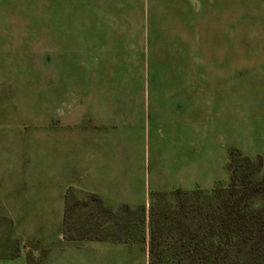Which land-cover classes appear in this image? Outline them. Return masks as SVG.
Listing matches in <instances>:
<instances>
[{"label":"rangeland","instance_id":"rangeland-1","mask_svg":"<svg viewBox=\"0 0 264 264\" xmlns=\"http://www.w3.org/2000/svg\"><path fill=\"white\" fill-rule=\"evenodd\" d=\"M122 1L127 8L136 7L137 0ZM115 2L0 0V184L40 193L45 188L55 192L65 182L63 225L56 229L66 249L74 239L75 252L69 257L65 250L61 264H147L152 229L157 242L182 238L184 243L189 236L180 233L184 225H192L196 212L205 217L206 206L215 201V187L228 186L230 159L252 184L264 180V0H209V30L219 32L210 34V44H222L209 56L224 63L209 68L214 100L207 147H196L190 139L184 107L173 115L163 110L158 123L152 117L146 126L144 142L129 148L145 161L149 193L144 204L107 208L90 193L68 186L67 176L79 155L67 142L73 132L81 142L91 132L87 98L99 91L100 79L106 78L111 92L150 91L159 64L168 59L162 38L138 34L134 21L129 35H95L103 28L113 33L124 27L111 18ZM158 2L162 0H145V7L157 8ZM177 55L182 59L184 53ZM114 109L111 117L119 122L120 108ZM114 130L113 141L124 139ZM116 150L120 148L112 149L113 158L118 160ZM202 157L207 168L201 181L186 188L192 184L190 162ZM258 160L261 169L250 174ZM176 189L186 195L176 197ZM74 198L78 200L72 202ZM234 209L239 228L233 248L236 264H264V193L247 197ZM258 212L262 218L254 217ZM27 214L32 219L26 225L34 232L32 244L26 242L30 263L41 264L45 213ZM56 214L49 212L50 224L56 225ZM104 238L112 242L99 241Z\"/></svg>","mask_w":264,"mask_h":264},{"label":"crops","instance_id":"crops-1","mask_svg":"<svg viewBox=\"0 0 264 264\" xmlns=\"http://www.w3.org/2000/svg\"><path fill=\"white\" fill-rule=\"evenodd\" d=\"M135 4L136 7L127 8L122 0H116L111 18L124 27L112 29L113 33L110 28H103L104 32L96 31L95 35H129L128 26L134 25L130 23L134 21L138 34L162 38V49L168 52V59L159 64L161 70L150 91L111 92L105 86L106 78L100 79L99 91L90 92L87 98L86 116L91 122V132L81 138L82 142L78 132H73L67 142V148L72 147V153L79 155L73 164L72 175L67 176L71 181L68 186L90 193L107 208L146 202L149 192L145 189V161L143 157L134 156L132 151L130 156L129 148L144 142L146 126L149 129L151 118L156 121L163 110L173 115L178 107H184L190 139L196 147H207L208 113L214 100L208 87L209 68L224 63L223 59H210L209 56L211 50L220 51L222 46L219 42L210 44V34L219 32L209 30V0H162L154 9L146 8L145 0H137ZM107 42L105 39L104 43ZM178 52L184 53L182 59ZM117 107L122 117L119 122L111 117V111ZM172 121L170 119V123ZM114 129L124 139L113 141ZM113 148H120L115 151L118 160L113 158ZM204 168L207 164L203 157L190 162L188 172L192 184L186 188L201 181ZM64 186L63 181L55 192L45 188L40 193H21L16 187L5 189L0 184V264H31L26 242L32 244L34 232L32 225H26V220L32 219L27 213L37 210L44 212L46 219L44 227H40L44 237L41 245L46 252L41 264H61L65 250L69 257L74 256V239L68 241L71 246L66 249L64 238L56 229L63 225ZM76 200L74 198L72 202ZM54 211L57 213L56 225L54 221L48 222L49 212ZM99 241L112 242L105 238ZM76 254L79 260V246Z\"/></svg>","mask_w":264,"mask_h":264},{"label":"trees","instance_id":"trees-1","mask_svg":"<svg viewBox=\"0 0 264 264\" xmlns=\"http://www.w3.org/2000/svg\"><path fill=\"white\" fill-rule=\"evenodd\" d=\"M242 160L246 163L250 161L248 157H243ZM261 167V161H256L250 174L259 171ZM227 169L230 173L229 184L225 189L215 187L213 194L216 198L214 203L206 206L207 215L204 217L196 212L190 227L183 224L185 230L180 233L189 234L184 243L180 242L182 238L174 243L157 242L152 229L148 240L147 264H236L233 248L239 228L234 208L247 197L264 193V180L252 184L249 175H243L239 170L235 159H230ZM173 195L181 198L186 193L176 189ZM254 217L262 218L261 212Z\"/></svg>","mask_w":264,"mask_h":264}]
</instances>
